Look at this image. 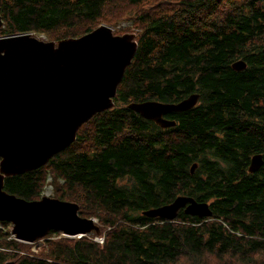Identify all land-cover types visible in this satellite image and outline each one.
Returning <instances> with one entry per match:
<instances>
[{"label":"trees","instance_id":"1","mask_svg":"<svg viewBox=\"0 0 264 264\" xmlns=\"http://www.w3.org/2000/svg\"><path fill=\"white\" fill-rule=\"evenodd\" d=\"M116 1L0 0V36L80 37ZM148 1L127 0L138 48L114 107L84 123L47 164L5 177L7 192L29 200L52 185L55 197L80 205L81 216L98 217L100 231L51 239L61 234L51 230L30 243L0 220V264H174L185 256L189 264H211L212 257L264 264V164L248 170L255 154L264 159V0H178L167 8ZM237 59L245 69H233ZM193 93L197 104L170 112V127L129 108ZM90 143L92 155L84 151ZM180 195L207 201L212 215L145 213Z\"/></svg>","mask_w":264,"mask_h":264},{"label":"water","instance_id":"2","mask_svg":"<svg viewBox=\"0 0 264 264\" xmlns=\"http://www.w3.org/2000/svg\"><path fill=\"white\" fill-rule=\"evenodd\" d=\"M137 48L134 33L115 34L106 24L58 42L32 33L0 36V220L13 224L16 239L34 242L51 230L70 237L100 231L95 218L81 216L77 202L49 195L38 200L17 196L4 189L5 177L47 164L77 139L84 123L114 107L119 84ZM246 66L244 59L232 63L237 71ZM199 96L193 93L178 102L132 101L129 108L170 127L176 121L163 114L187 111ZM263 164V155L255 154L250 172ZM181 209L201 218L213 213L207 201L188 195L145 213L172 220ZM5 264L16 262L12 259Z\"/></svg>","mask_w":264,"mask_h":264},{"label":"rangeland","instance_id":"3","mask_svg":"<svg viewBox=\"0 0 264 264\" xmlns=\"http://www.w3.org/2000/svg\"><path fill=\"white\" fill-rule=\"evenodd\" d=\"M176 1L178 0H149L145 6H154L156 8L157 6H162V7H172L176 6ZM157 3H160L157 5ZM135 13V12H134ZM134 13H133V7L127 2V0H117L116 2L110 4L107 6L104 12V17L103 19L99 22L100 25L106 24L109 25L113 28V31L115 34H125V33H134L138 35L139 32V27L136 26L137 21L134 18ZM138 25V24H137ZM3 26L1 23L0 19V28ZM37 36V35H36ZM55 36V35H54ZM39 38H43L46 40H49L45 34H41L38 36ZM51 41H56V40H51ZM57 42V41H56ZM258 43V42H257ZM85 145L83 144L82 147ZM90 148L85 147L84 151L88 152L89 154H93L97 149L93 148V145L90 143ZM54 189L52 185H47L45 190H44V195H49V196H54ZM55 197V196H54ZM95 218L97 224H98V217H93ZM99 225V224H98ZM12 229V226H11ZM60 235H52L48 238L55 239L59 238L61 236H65L62 231H60ZM99 238L98 236L95 237V239ZM42 242V241H40ZM33 250H36V247H32ZM211 264H221L217 258L212 257ZM229 261H233L232 257H227ZM191 260H189L186 256L182 257L178 263L174 264H189ZM256 264H263L262 260H259V262Z\"/></svg>","mask_w":264,"mask_h":264},{"label":"flooded vegetation","instance_id":"4","mask_svg":"<svg viewBox=\"0 0 264 264\" xmlns=\"http://www.w3.org/2000/svg\"><path fill=\"white\" fill-rule=\"evenodd\" d=\"M181 112V111H180ZM168 115H172L170 112H166L163 114V118L165 119H168V120H172V119H169V117H167ZM145 118V117H144ZM147 119V118H146ZM148 120H151L153 122H155L156 124H158L156 121L152 120V119H148ZM159 125V124H158ZM160 126V125H159Z\"/></svg>","mask_w":264,"mask_h":264},{"label":"bare ground","instance_id":"5","mask_svg":"<svg viewBox=\"0 0 264 264\" xmlns=\"http://www.w3.org/2000/svg\"><path fill=\"white\" fill-rule=\"evenodd\" d=\"M257 123V122H256ZM184 139V138H183ZM191 140V139H190ZM169 145V144H168ZM171 146V145H170ZM195 154V153H194ZM186 161V160H185ZM248 170H249V168H248ZM250 171V170H249ZM23 176V175H22ZM20 241H23V240H20ZM23 242H26V241H23Z\"/></svg>","mask_w":264,"mask_h":264},{"label":"built area","instance_id":"6","mask_svg":"<svg viewBox=\"0 0 264 264\" xmlns=\"http://www.w3.org/2000/svg\"><path fill=\"white\" fill-rule=\"evenodd\" d=\"M99 240H102V239H99Z\"/></svg>","mask_w":264,"mask_h":264}]
</instances>
